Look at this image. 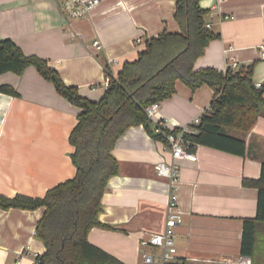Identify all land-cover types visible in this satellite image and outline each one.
I'll list each match as a JSON object with an SVG mask.
<instances>
[{
  "label": "crops",
  "instance_id": "1",
  "mask_svg": "<svg viewBox=\"0 0 264 264\" xmlns=\"http://www.w3.org/2000/svg\"><path fill=\"white\" fill-rule=\"evenodd\" d=\"M63 1L0 0V39H11L26 55L47 60L67 85L78 87L92 101L104 96L109 73L117 78L123 65L146 49L148 39L165 30H181L174 18L177 0H100L87 17L69 22L61 13ZM199 4L208 10L206 21L220 38L209 43L195 68L226 71L232 61L238 63L234 70L255 64L253 79L264 83V0ZM95 40L101 49L93 47ZM2 84L13 86L19 96L0 92V194L43 197L77 173L69 137L81 108L61 96L33 65L21 75H0ZM213 97L209 85L192 90L178 80L176 92L160 102L151 128L160 120L171 128L188 126L209 109ZM226 133L245 140V155L198 144L195 160H179L174 188L184 221L175 228L177 253L168 264H232L241 256L244 220L254 218L258 206V189L245 186L243 179L261 176L264 114L250 132ZM113 154L119 172L103 194L99 219L105 226L92 228L89 242L123 264H148L143 252L153 255L150 264H163L162 248L142 241L166 228L173 186L156 166L171 162L168 144L141 124L118 139ZM44 211L0 208V264L18 259L34 264V254L45 253V244L36 236ZM251 258L252 264H264V222L257 223Z\"/></svg>",
  "mask_w": 264,
  "mask_h": 264
},
{
  "label": "trees",
  "instance_id": "2",
  "mask_svg": "<svg viewBox=\"0 0 264 264\" xmlns=\"http://www.w3.org/2000/svg\"><path fill=\"white\" fill-rule=\"evenodd\" d=\"M199 1L177 0L174 18L180 32L165 30L148 39L138 59L125 63L118 77L111 78L99 101H92L82 96L78 87L67 85L47 60L26 55L11 39H0V75L8 72L21 75L33 65L61 96L81 108L69 137L74 147L71 158L76 175L49 189L43 197L0 194L1 209H45L36 236L43 241L46 251L37 257L36 264H123L88 239L92 228L105 226L99 219L103 194L109 180L119 172L113 149L129 128L141 124L154 138L165 140L163 134L155 133L154 126L151 128L153 121L145 109L170 98L176 92L178 80L192 90L205 84L214 89V97L209 109L201 115L200 124L190 125L196 132L186 135L192 146L200 144L246 154L245 140L227 134L226 129L251 131L264 114V87H256L255 64L226 71L195 68V61L205 53L209 43L220 38L206 27L208 10L201 8ZM0 92L19 96L9 84L0 85ZM243 184L258 189L257 214L244 220L241 245V255L252 257L257 223L264 222V164L259 179L244 178Z\"/></svg>",
  "mask_w": 264,
  "mask_h": 264
},
{
  "label": "built area",
  "instance_id": "3",
  "mask_svg": "<svg viewBox=\"0 0 264 264\" xmlns=\"http://www.w3.org/2000/svg\"><path fill=\"white\" fill-rule=\"evenodd\" d=\"M100 4V0H64L61 5V13L63 18L69 22L73 20H79L87 17L88 14L94 10ZM207 28H211V23L206 24ZM93 47L96 49H101L102 44L99 40L93 42ZM261 57L264 59V44L261 48ZM114 62H116L114 60ZM231 69L238 68V63L232 61L230 64ZM109 71V70H108ZM107 71V72H108ZM111 74L109 73L107 86L110 85ZM256 87L261 89L264 87L263 82L256 83ZM160 108V102H155L147 106L145 109L148 117L152 120L154 115ZM201 122V116L196 118L190 125H198ZM190 125L178 128L177 132H170L176 128H171L168 126L166 120H160L154 123V131L157 134H163L168 147L172 154L171 162H161L157 164V173L161 176L169 178L173 186L167 206V218H166V228L161 233H154L148 239H144L142 244L144 246H158L162 248V259L163 264H168L170 260L175 258L177 253V245L175 242V228L177 225L184 221V215L179 209L178 196L175 193L174 184L179 178L180 173V163L179 160L183 158L196 159V154L194 147L196 145L191 144V142L186 138L187 134L195 133L196 129ZM34 256H40L39 253H35ZM143 258L146 263L150 264L153 262V255L147 252H143ZM232 264H252V258L250 256H239L237 259L231 261ZM14 264H20V259H18ZM36 264V260L35 263Z\"/></svg>",
  "mask_w": 264,
  "mask_h": 264
}]
</instances>
